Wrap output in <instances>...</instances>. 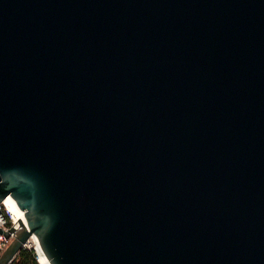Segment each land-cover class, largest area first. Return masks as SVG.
Masks as SVG:
<instances>
[{
    "label": "water",
    "instance_id": "obj_1",
    "mask_svg": "<svg viewBox=\"0 0 264 264\" xmlns=\"http://www.w3.org/2000/svg\"><path fill=\"white\" fill-rule=\"evenodd\" d=\"M51 264H264V0H0V203Z\"/></svg>",
    "mask_w": 264,
    "mask_h": 264
},
{
    "label": "built area",
    "instance_id": "obj_2",
    "mask_svg": "<svg viewBox=\"0 0 264 264\" xmlns=\"http://www.w3.org/2000/svg\"><path fill=\"white\" fill-rule=\"evenodd\" d=\"M4 201L0 203V229L3 228L9 231L12 226L18 227L19 224L15 221L14 214L7 209ZM10 241L11 238H9L5 233L0 232V257L2 256L8 245L10 244ZM31 241L25 244V248L33 249L34 245L32 244ZM36 259L38 262H40L38 253H36Z\"/></svg>",
    "mask_w": 264,
    "mask_h": 264
},
{
    "label": "bare ground",
    "instance_id": "obj_3",
    "mask_svg": "<svg viewBox=\"0 0 264 264\" xmlns=\"http://www.w3.org/2000/svg\"><path fill=\"white\" fill-rule=\"evenodd\" d=\"M4 203L6 204V207L9 211H11L14 214V219L18 223L21 219L24 221H27L25 217V210L18 204L16 203L11 196H8ZM32 244L35 245L37 253L39 255V261L41 264H51L50 260L42 250V248L39 246L38 240L36 236L32 237Z\"/></svg>",
    "mask_w": 264,
    "mask_h": 264
},
{
    "label": "trees",
    "instance_id": "obj_4",
    "mask_svg": "<svg viewBox=\"0 0 264 264\" xmlns=\"http://www.w3.org/2000/svg\"><path fill=\"white\" fill-rule=\"evenodd\" d=\"M10 264H40L36 259L34 249H22Z\"/></svg>",
    "mask_w": 264,
    "mask_h": 264
},
{
    "label": "rangeland",
    "instance_id": "obj_5",
    "mask_svg": "<svg viewBox=\"0 0 264 264\" xmlns=\"http://www.w3.org/2000/svg\"><path fill=\"white\" fill-rule=\"evenodd\" d=\"M34 245V244H33ZM33 249L36 251V253H37V250H36V248H35V245L33 246ZM40 263V262H39ZM41 264V263H40Z\"/></svg>",
    "mask_w": 264,
    "mask_h": 264
}]
</instances>
